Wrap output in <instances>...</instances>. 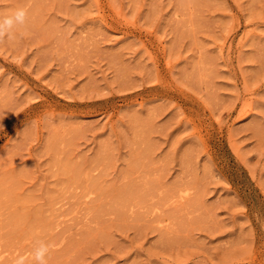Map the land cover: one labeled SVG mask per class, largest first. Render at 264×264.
<instances>
[{"label":"rangeland","instance_id":"obj_1","mask_svg":"<svg viewBox=\"0 0 264 264\" xmlns=\"http://www.w3.org/2000/svg\"><path fill=\"white\" fill-rule=\"evenodd\" d=\"M0 264H264V0H0Z\"/></svg>","mask_w":264,"mask_h":264},{"label":"clouds","instance_id":"obj_2","mask_svg":"<svg viewBox=\"0 0 264 264\" xmlns=\"http://www.w3.org/2000/svg\"><path fill=\"white\" fill-rule=\"evenodd\" d=\"M27 13L24 9H16L11 15L0 17V41L5 37L12 39V30L17 24H23L26 20ZM49 246L40 242L39 246L34 249L33 259L36 264H47L46 258L49 253ZM17 264H23L22 260H18Z\"/></svg>","mask_w":264,"mask_h":264}]
</instances>
